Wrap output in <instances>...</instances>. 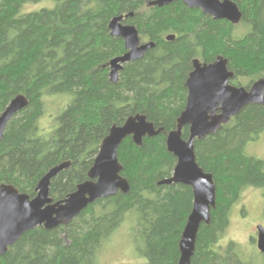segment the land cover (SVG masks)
<instances>
[{"label": "trees", "instance_id": "16d2710c", "mask_svg": "<svg viewBox=\"0 0 264 264\" xmlns=\"http://www.w3.org/2000/svg\"><path fill=\"white\" fill-rule=\"evenodd\" d=\"M241 20H214L181 0L146 7L145 0H0V114L17 95L28 105L6 125L0 141V184L30 199L40 179L54 166L68 169L50 181L53 202L66 198L87 180L102 140L113 126L144 115L162 132L137 147L126 138L117 150L121 176L129 184L95 201L67 227L28 231L0 256V264H97L95 258L126 219L132 224L137 256L145 264H177L178 242L191 211L192 191L183 185H158L170 178L175 157L165 145L183 111L184 83L192 61L227 59L230 84L248 90L264 78V0H232ZM52 7L24 12L27 4ZM142 42H153L141 60L123 65L116 83L107 64L124 54L123 41L110 35L111 19L129 15ZM241 28V30H239ZM168 36H174L170 41ZM69 98L48 138L39 135L45 97ZM264 133V107L247 105L212 135L194 141L195 160L216 188L208 225H200L190 264H245L235 244L216 248L228 227L229 211L241 191L264 186L261 161L246 146ZM182 138H188L187 127ZM252 264V263H251Z\"/></svg>", "mask_w": 264, "mask_h": 264}, {"label": "water", "instance_id": "95a60500", "mask_svg": "<svg viewBox=\"0 0 264 264\" xmlns=\"http://www.w3.org/2000/svg\"><path fill=\"white\" fill-rule=\"evenodd\" d=\"M178 0H145L146 7H163ZM188 9L199 10L214 20H223L231 25L239 24L241 11L232 0H181ZM129 15H121L110 20L108 29L112 37L123 41L124 54L107 64L109 80L116 83L123 65L141 60L144 54L154 48L153 42H142L137 29L125 25ZM174 36H168L170 41ZM227 59L218 56L206 64L198 59L192 61V71L184 86L187 90L183 111L176 120L175 129L166 133L167 151L176 159L172 175L158 182V185H183L191 188L192 206L178 242L177 264H190L198 229L208 225L210 212L215 207L216 188L212 175L199 167L195 160L194 141L214 134L247 105L264 107V78L255 81L246 90L230 84L234 74L227 68ZM27 98L15 96L0 114V141L6 125L25 109ZM187 127L188 138H182V130ZM162 132L155 129L144 115L128 117L125 122L113 125L102 140L92 166L87 172V180L78 184L66 198L53 202L49 197L50 181L60 172L69 168L63 162L51 168L40 179L36 195L30 199L9 184H0V256L6 253L23 234L42 227L53 230L67 227L82 211L95 201L112 197L118 192L126 195L129 184L120 174L122 166L118 162L117 150L128 137L140 147L145 137L153 138ZM256 247L264 254V229L256 227Z\"/></svg>", "mask_w": 264, "mask_h": 264}, {"label": "rangeland", "instance_id": "374dc122", "mask_svg": "<svg viewBox=\"0 0 264 264\" xmlns=\"http://www.w3.org/2000/svg\"><path fill=\"white\" fill-rule=\"evenodd\" d=\"M51 2H41L39 4H27L22 11L32 12L42 8L52 7ZM241 30V28L239 29ZM44 114L38 121L39 135L48 138L53 130L58 126L56 118L61 111L69 104V98L63 97H45ZM264 151V142L253 145L249 143L246 146L247 154L261 155ZM263 200L257 193L249 190L243 191L235 202L234 210L230 217V224L220 237L216 248L221 252L232 243L239 250L238 257L243 262L252 264H264V256L259 254L256 247L253 246L251 237H255L256 224H262L264 227V217L260 214L263 207ZM244 205L246 207V217L238 218L235 213L236 208ZM236 207V208H235ZM126 221L111 235L108 241L103 245L102 249L97 253L95 262L97 264H145V260L138 257L135 244L132 238V224Z\"/></svg>", "mask_w": 264, "mask_h": 264}, {"label": "flooded vegetation", "instance_id": "af4514ba", "mask_svg": "<svg viewBox=\"0 0 264 264\" xmlns=\"http://www.w3.org/2000/svg\"><path fill=\"white\" fill-rule=\"evenodd\" d=\"M231 85H232V84H231ZM262 142H264V133L260 134V135L255 139V141H253V142H251V143H252L253 145H258V143L260 144V143H262ZM247 155L250 156V157H252V158H255L256 160L261 161L262 166H263V169H264V151H262L261 155H256V154H253V155H252V154H250V155L247 154ZM246 190H249V191H251L252 193H257V194H259V195L261 196L263 202H264V186H261V187H250V188H246V189H244L243 191H246ZM243 191H241L240 194H241ZM240 194H239V196H240ZM234 205H235V203L231 206L230 211H229V223H228V224H230V217H231L232 212H233V210H234ZM235 208H236V207H235ZM259 211H260L261 216L264 217V204H263V207H262ZM235 213H236V215L238 216V218L242 216L243 218H241V219H245V217H246V207H245L244 205L239 206L238 208H236ZM259 225L263 227L262 224H256V225L254 226L256 236H255V237H251V241L253 242V246H255V247H256V238H257L256 227L259 226ZM263 229H264V227H263ZM256 249H257V247H256ZM238 251H239V250H238ZM257 251H258V250H257ZM258 252H259V251H258ZM259 254H261V253H259ZM262 255L264 256V254H262ZM244 263H245V264H251V263H246V262H244Z\"/></svg>", "mask_w": 264, "mask_h": 264}]
</instances>
